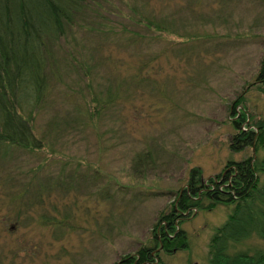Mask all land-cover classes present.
<instances>
[{
  "label": "rangeland",
  "instance_id": "1",
  "mask_svg": "<svg viewBox=\"0 0 264 264\" xmlns=\"http://www.w3.org/2000/svg\"><path fill=\"white\" fill-rule=\"evenodd\" d=\"M102 2L45 41L49 88L19 109L42 147L0 152V264H120L153 245L195 168L206 182L230 161L264 156L232 147L237 99L248 124L264 119V0ZM69 173L80 176L38 197ZM231 209L183 211L186 243L158 248L162 264H210Z\"/></svg>",
  "mask_w": 264,
  "mask_h": 264
},
{
  "label": "trees",
  "instance_id": "2",
  "mask_svg": "<svg viewBox=\"0 0 264 264\" xmlns=\"http://www.w3.org/2000/svg\"><path fill=\"white\" fill-rule=\"evenodd\" d=\"M100 4L102 0H0V152L10 146L26 150L42 147L31 122L19 109L29 91H36L35 99L39 100L49 88L44 77L48 52L44 49L45 41L66 35L67 28L81 13ZM145 19L149 26L154 24L147 16L137 15L138 21ZM159 24L156 26L161 27ZM259 78H264V58ZM241 103V98L234 102L237 133L232 147L240 150L252 146L258 153L264 147V119L248 124L245 109L236 110ZM30 114L32 117L33 110ZM244 124L247 129L243 128ZM227 166L225 174L206 182L201 170L195 168L172 209L162 213L155 224L153 245L140 248L135 256L127 257L120 264H133L137 260L144 264H162L158 248L171 250L186 243L187 233L179 228L182 212L194 207L211 209L219 203L232 209L228 219L211 237L210 264H264V248L243 247L253 237L264 240V156L230 161ZM74 174L58 176L51 185L49 182L40 184L38 197L45 192L51 196L65 189L67 176ZM205 200H209L207 205H204Z\"/></svg>",
  "mask_w": 264,
  "mask_h": 264
}]
</instances>
